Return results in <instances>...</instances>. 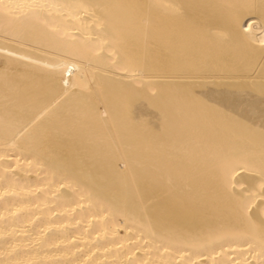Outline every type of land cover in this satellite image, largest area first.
<instances>
[{"label": "bare ground", "instance_id": "1", "mask_svg": "<svg viewBox=\"0 0 264 264\" xmlns=\"http://www.w3.org/2000/svg\"><path fill=\"white\" fill-rule=\"evenodd\" d=\"M0 264H264V0H0Z\"/></svg>", "mask_w": 264, "mask_h": 264}]
</instances>
